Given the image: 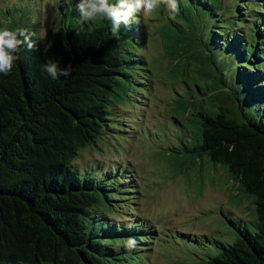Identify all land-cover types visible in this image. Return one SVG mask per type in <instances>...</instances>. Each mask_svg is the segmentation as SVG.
Returning <instances> with one entry per match:
<instances>
[{
  "label": "trees",
  "instance_id": "obj_1",
  "mask_svg": "<svg viewBox=\"0 0 264 264\" xmlns=\"http://www.w3.org/2000/svg\"><path fill=\"white\" fill-rule=\"evenodd\" d=\"M178 2L175 14L165 8L163 42L187 85L196 63L197 82L175 93L171 113L186 128L165 147L168 163L176 173L188 161L219 166L238 190L233 196L252 203L248 216L223 213L237 237L182 236L195 246V264H264V0ZM59 12L61 29L45 44L35 16L0 21L1 29L35 33L33 48L21 45L12 72L0 74V264H140L153 230L110 217L116 201L131 199L128 167L81 171L72 163L101 130L118 127L108 120L129 88L144 93L136 82L152 79L144 17L114 31L99 17L82 21L74 1ZM191 44L199 46L195 58L186 56ZM49 60L70 65V75L52 79L42 70Z\"/></svg>",
  "mask_w": 264,
  "mask_h": 264
},
{
  "label": "rangeland",
  "instance_id": "obj_2",
  "mask_svg": "<svg viewBox=\"0 0 264 264\" xmlns=\"http://www.w3.org/2000/svg\"><path fill=\"white\" fill-rule=\"evenodd\" d=\"M64 1L0 0V21L9 18L23 21L26 16H35L37 35L45 44L61 29L59 5ZM229 1L221 0V7H226ZM165 11L161 7L151 17L143 18L146 36L142 49L153 72L152 79L136 82L138 88L145 89L144 93L130 87L127 97L116 108L115 117L108 120L118 127L101 130L96 142L80 150L72 165L81 171L108 164L128 167L126 176L135 181L128 188L133 191L127 195L131 199L116 201L119 207L109 213L115 221L119 216L138 219L144 222L145 228L153 230L147 242L149 246H145L150 248L142 250L145 251L143 260L137 259L140 264H195L197 257L195 253L192 256L191 251L195 246L191 243L187 246L184 242L187 238L182 233L215 235L213 238L217 239L226 236L228 230L230 237L225 240H229L233 234L236 236V231L223 213L230 217L248 216L252 203L233 196L238 190L219 166L207 162L200 167L190 163L187 156L184 160L189 166L179 173L169 164L165 147H174L181 129L186 128L180 126L171 113L176 105L175 93L186 94L187 88L194 86L197 80L193 79L196 69L193 60L189 64L188 85L181 66L174 68L177 60L170 57L162 36ZM198 47L191 44L190 48H185L188 49L186 56L191 54L195 58ZM181 61L180 65L185 60ZM201 70L202 67L199 72ZM187 115L188 111L185 117ZM182 142H188V133L182 137Z\"/></svg>",
  "mask_w": 264,
  "mask_h": 264
},
{
  "label": "clouds",
  "instance_id": "obj_3",
  "mask_svg": "<svg viewBox=\"0 0 264 264\" xmlns=\"http://www.w3.org/2000/svg\"><path fill=\"white\" fill-rule=\"evenodd\" d=\"M166 8L172 14L179 9L178 0H76V11L82 21L88 22L96 18L110 21L114 31H118L121 24L129 25L138 17L148 18L158 8ZM23 28L10 30L0 29V74L7 76L12 72L14 63L19 59L17 53L21 45L33 48L31 37ZM42 70L47 72L52 79L60 76L67 77L71 73V66L61 69L57 62L49 60L42 65Z\"/></svg>",
  "mask_w": 264,
  "mask_h": 264
}]
</instances>
